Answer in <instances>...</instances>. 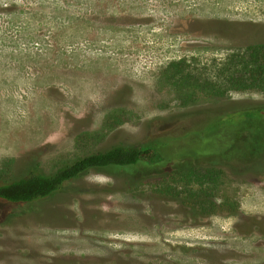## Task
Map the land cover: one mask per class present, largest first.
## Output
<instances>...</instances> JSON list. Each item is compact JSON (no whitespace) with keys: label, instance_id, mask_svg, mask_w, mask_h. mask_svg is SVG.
<instances>
[{"label":"rangeland","instance_id":"1","mask_svg":"<svg viewBox=\"0 0 264 264\" xmlns=\"http://www.w3.org/2000/svg\"><path fill=\"white\" fill-rule=\"evenodd\" d=\"M262 43L264 0H0V178L148 144L230 166L211 194L238 206L209 215L193 178L153 194L166 163L132 186L92 171L38 202L0 199V264H264V174L239 175L264 172V91L232 82Z\"/></svg>","mask_w":264,"mask_h":264},{"label":"trees","instance_id":"2","mask_svg":"<svg viewBox=\"0 0 264 264\" xmlns=\"http://www.w3.org/2000/svg\"><path fill=\"white\" fill-rule=\"evenodd\" d=\"M252 68L246 70L244 78L232 80L235 89H259L264 91V43L250 47ZM225 92L216 86H209V98H220ZM195 131H187L184 137L176 139L178 144L182 140L188 139ZM185 142V141H184ZM176 143V144H177ZM210 156V155H209ZM213 156V155H212ZM220 156V155H215ZM197 157L187 158L182 161L173 159L166 160L156 145L124 146L117 145L109 149L98 151L90 155L81 157L75 162L65 165L54 174H46L40 170H32L25 176L10 179L9 176L0 178V199L10 203L23 204L34 203L59 194L63 188L84 175L95 171L104 173L110 177H120L126 186H132L137 182H142L143 171L151 170L159 163L171 165L170 173L161 176H153L156 180L154 188L151 190L155 195H168L171 198L179 196L175 183L185 181L190 182L195 179L201 185L199 194L206 192L202 189L205 183H209V215L217 214L227 210L228 214H233L238 210L237 204L225 200L223 204H217L211 194L215 191L218 181L225 175L233 177L235 173L230 166L214 159H209L207 165L200 164ZM262 162H256L244 167L239 175L246 178L257 177ZM144 173V172H143ZM206 181V182H205ZM211 186V187H210ZM195 210L207 209L206 204L198 201L194 203Z\"/></svg>","mask_w":264,"mask_h":264}]
</instances>
